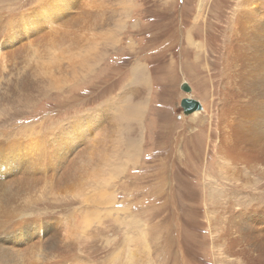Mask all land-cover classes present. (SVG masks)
Listing matches in <instances>:
<instances>
[{
  "label": "rangeland",
  "instance_id": "obj_1",
  "mask_svg": "<svg viewBox=\"0 0 264 264\" xmlns=\"http://www.w3.org/2000/svg\"><path fill=\"white\" fill-rule=\"evenodd\" d=\"M243 1L131 0L130 7L119 3L120 17L129 19L109 33L112 39L108 35L98 43L92 42V22L88 29L74 20L87 21L88 11L77 17V0H0L6 13L34 12L24 24L32 36L24 34L19 40V70L29 73L25 67H30V78L35 72L27 60L28 43L34 40L39 62L48 63L52 51L53 74L62 79L18 116L0 111V182L24 172L26 161L47 157L43 142L31 136L51 134L52 161L44 162L55 176L77 154H68L69 140L103 148L98 167L86 165L84 173L61 177L65 188L33 189L27 196L15 191L10 206L20 202L24 206L18 214L36 224L10 234L6 242L14 250L28 249L22 256L10 252L0 264H14L12 259L18 257L19 264H246L241 252L258 240L253 234L258 223L241 227L238 217L237 226L227 227L228 190L217 171L218 163L229 161L224 148L243 146V133L257 132L259 124L260 115L254 113H259V90L264 86V67L257 69L260 63L264 66L257 43L258 35H264V2ZM239 14L240 24L234 23ZM98 15L97 26L105 23L104 13ZM229 43L234 47L226 54ZM102 45L106 47L101 50ZM86 51L95 59L82 57ZM72 58L77 59L75 73ZM136 64L146 65L148 73L136 71ZM138 80L146 83L144 98L142 92L133 95ZM182 81L192 87L188 95L180 88ZM184 96L200 100L202 110L184 115L179 104ZM134 104H142V110L128 107ZM91 110L96 111L90 115ZM56 163L59 168L52 166ZM41 170L45 177L49 170ZM210 186L223 192L212 195ZM242 198H234L240 203L234 211L243 216ZM46 221L64 248L50 251L44 245ZM238 227L250 236L235 243L244 236Z\"/></svg>",
  "mask_w": 264,
  "mask_h": 264
},
{
  "label": "bare ground",
  "instance_id": "obj_2",
  "mask_svg": "<svg viewBox=\"0 0 264 264\" xmlns=\"http://www.w3.org/2000/svg\"><path fill=\"white\" fill-rule=\"evenodd\" d=\"M262 1L264 2V0H261V2ZM248 2L249 0L243 1L244 4H247ZM13 11L14 10H12V12L6 13V11H4L3 9H0V90L5 95L3 99H0V111L5 112L6 114H8V112H13L15 116H18V114L21 113L23 110L28 109L29 107H32L35 104L34 103L35 100L39 99L40 97H44L47 94V92L50 90V88L55 86V82L61 83L62 79H56L53 74V71H54L53 69L55 68L56 59H55V56L51 55L52 51H50L49 54L46 56L48 59V63L39 62V55L36 50L34 40H30L28 43L27 60L30 63L32 62V65L35 68V72L30 78L29 76L32 70L30 67H25V69L29 71V73H23L19 70L17 66V62L22 52V45L19 44V40L24 34L28 36L29 35L32 36V30L30 29V27L25 26L24 24L26 23L28 19L34 18V12L29 11V10H27V12H21V11L13 12ZM241 15L239 14L237 16L234 23L240 24L239 19ZM49 36H52V34H49ZM263 37L264 35H262V37H259L258 35L257 43L262 48L261 54L264 56V38ZM62 39L65 40V37H62ZM8 44L10 45L9 50L3 51V49L6 48ZM49 45L51 46V38H49ZM12 46L14 47L11 48ZM233 47L234 45L229 43L226 48V54L229 52H232ZM89 51H86L84 55H82L83 54L82 53L81 56L82 57L84 56V58L85 57L89 58L92 55V57L95 59L93 53L90 54ZM78 60L79 62L81 61L80 59ZM235 60L236 58L231 59L233 63ZM76 61L77 59H73V58L71 60V66L73 68L72 72L74 73L76 72V64H77ZM263 67L264 66L260 63L257 69L260 70V69H263ZM259 93H262L261 101H259L261 102V104L258 105L260 114L257 111H256L257 114L254 113V115H257V116L260 115V117L258 118L259 124L257 123L258 125L256 126L257 132H255L253 129L250 131V133L245 131L246 133H243L242 135L243 141H241L242 143H244L242 144L243 146L238 147L237 144H230L229 147L228 146L225 147L224 149H226V151L224 150V152L225 154L228 152V155L226 157L227 159H229V161L226 164L225 163L217 164V171L219 172L218 175L219 177H221V179L222 178L226 179L225 181H223L222 184L226 185V189L228 190V192L226 193V202H227L228 208L227 206H225L226 207L225 209L230 210L231 212L229 211L230 212V215L228 218L229 225L227 227L237 226L239 224V222L237 223L238 217L241 222L240 224L241 227L243 225L246 226L245 224H248V226L249 225L252 226L250 224L251 222L254 224H256V222L258 223V226H257L258 229H256L253 233L256 237H258V240L255 243H253L250 247H245L243 251L241 252V256L246 262V264H264V86L260 87ZM128 107L132 110H136L137 113L142 110V104L139 106H136L134 104ZM129 108H127L125 114L128 113ZM95 111L91 110L88 112V114L91 115L95 113ZM195 112H198V111H195ZM250 117H253V116H250ZM80 118L82 117L79 116L78 118L74 120L77 121ZM247 136L250 137L249 141H246ZM50 137H51V134H49L48 132H45L43 135L31 136L29 137V139L34 140L35 142H40V141L43 142V147L47 148V151L45 154V156L47 157H44V158H49L48 160L51 162L52 161L51 156L53 155L52 154L53 148L48 146ZM70 138H74V136H71ZM74 139L69 140L72 145V151L68 154L72 155L75 152H77V154L75 155V157L73 156L74 158L72 157L68 158V161H66L67 164L65 165V167L61 168L62 170L59 172V174H57V176L52 174V171H50L49 168L47 169V164L45 165L44 158L43 157L40 158L37 155L38 158H40L39 159L40 162L37 161L38 159L26 161L28 163L22 167L24 172H21L22 171L21 170L18 176L11 178L8 182H5L4 184H2L3 182H0V200H1L0 201L1 203V206H0V240L2 239L3 241V243L0 241V262L3 261V258L7 259L8 254L10 252L12 253V251L18 253L21 256L26 251L27 247L26 248L24 247L25 251L22 249V251H24L22 253L21 251L18 250V248H17L18 251L14 250L16 248H13L12 247L13 245L11 246L10 243L6 242V241H9L8 237H10V234L12 232L17 231V229L24 228L23 226L33 227L34 224H36L34 223V221H31V219L29 218L28 219L21 218L25 214H22V213L18 214L19 212H21V210H23V206H24V205L20 206L19 205L20 202H16L13 206H10V203L15 202L14 197H15L16 192H22L27 196V193L29 194L28 191L33 190V189H40L41 191L44 192L46 188H50L52 191L58 187L65 188L66 187L65 181L61 179L62 176H65V175L70 176L73 171H79L81 173H84L87 169L86 165L94 164L96 167L99 166V163L102 161V158H103V155L101 154L103 148L100 147L99 144L97 143H91V142L85 143L83 140V143L81 144L79 141L74 142ZM83 145H86V146H83ZM222 145L223 144H221V146ZM24 146L23 148H25ZM0 148H3V146ZM55 152H56V148H55ZM55 152L53 153L55 154ZM61 152H65V151H61ZM55 156H58V154H55ZM38 163H42L41 165H43L42 167L45 169V171L49 170L45 174V177H44L43 172L41 173L42 171L41 169L43 168L40 169L39 168L40 164ZM15 164H18V163H15ZM52 166H56V168H59L58 163L53 164ZM116 171L118 170H115V172ZM98 172H99V169L93 170V173L95 174H98ZM54 181H56L55 187H53ZM242 190L244 192L243 194L241 192ZM220 192H223L221 188H215V186H210V189H209L210 194L214 195ZM239 195H243L242 199L244 200L245 205H246L244 207L245 212L243 216L240 210H237V213H235L234 211L235 206L240 205V203L234 202V198L236 197L238 198ZM227 196L229 197L227 198ZM22 198L25 199L26 197H22ZM218 205L219 203H216L215 207L219 208ZM222 207L224 208V206ZM215 220L217 221L218 219H215ZM47 221L43 224L45 238H46L45 242L43 241L44 245L46 247H49L50 251L55 248L59 250L61 248H64L63 246L61 247L57 244L58 237H57V234H54V230L52 233H50L49 229L50 227H52V225L50 226L49 223H47ZM4 226L5 228H3ZM226 232L228 234V231ZM238 232H240L244 236L235 238L234 239L235 243L239 242L241 239L249 238L250 236V233L243 232L241 228L239 227H238ZM25 233H27V229L25 230ZM31 252H33V249ZM39 257H42V256H39ZM12 262L14 264L20 262L19 257L13 258ZM137 264H139V262Z\"/></svg>",
  "mask_w": 264,
  "mask_h": 264
},
{
  "label": "crops",
  "instance_id": "obj_3",
  "mask_svg": "<svg viewBox=\"0 0 264 264\" xmlns=\"http://www.w3.org/2000/svg\"><path fill=\"white\" fill-rule=\"evenodd\" d=\"M81 1L77 0L76 5H75V9H76V7H78V9H80V10L77 11V17L80 14L84 15V11L85 12L88 11V13H85L87 16L84 17L87 21H83V20H80L78 18H76L74 20L79 22L81 24V26L84 25L88 29H90L89 24L91 22L93 23V28H95L96 32L93 34L94 37L92 39V42H98L99 43V42L103 41L105 38H107L106 36H108V35H110V37H108V38L112 39V36L109 33H111V31L114 28L118 27L119 24L120 25H125L126 20L129 19V16H126L125 17L126 19H124L123 17H120V12H119L120 6H118V4L121 3L122 6L130 7L131 0H121V2H120V0H99L98 3H94L93 2L92 5L90 4V2L91 1H95V0H83L82 4H84V6H82V7L80 6V8H79L78 4ZM89 10H91V11H89ZM122 11H124L126 15L129 14V11L126 12L125 9H123ZM100 13H104L105 23L100 24L101 26L100 25L97 26L96 23H97L98 18H99L98 14H100ZM66 31H67V29H66ZM69 32H71L72 35H74V31L72 29H70V28H69ZM86 43H90V42L87 41ZM95 47L99 48V46H95ZM104 47H106V46L102 45L99 49L102 50V49H104ZM147 69L148 68H147L146 65H137L136 64V66H135V70L140 72V73H143V74L148 73ZM132 80H134V78ZM134 83L136 84V81ZM145 85H146V83L141 82V81L138 80V85L132 89L133 95H135V93H137V92L138 93L142 92V95H143V98H144V87H145ZM130 99L132 100L133 98H130ZM131 100H129V101H131Z\"/></svg>",
  "mask_w": 264,
  "mask_h": 264
},
{
  "label": "water",
  "instance_id": "obj_4",
  "mask_svg": "<svg viewBox=\"0 0 264 264\" xmlns=\"http://www.w3.org/2000/svg\"><path fill=\"white\" fill-rule=\"evenodd\" d=\"M181 90L185 91L187 94L191 92L192 87L187 81H183L180 84ZM180 106L182 108V112L184 115H189L195 111H199L202 109V103L200 100L194 98V97H189V96H184L180 99Z\"/></svg>",
  "mask_w": 264,
  "mask_h": 264
}]
</instances>
